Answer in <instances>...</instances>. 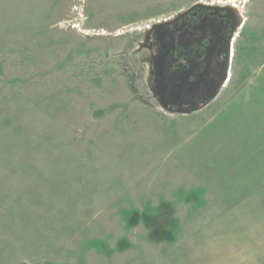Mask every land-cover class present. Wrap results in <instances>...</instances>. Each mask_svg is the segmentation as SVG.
I'll use <instances>...</instances> for the list:
<instances>
[{
    "label": "rangeland",
    "instance_id": "obj_1",
    "mask_svg": "<svg viewBox=\"0 0 264 264\" xmlns=\"http://www.w3.org/2000/svg\"><path fill=\"white\" fill-rule=\"evenodd\" d=\"M197 3L242 26L169 115L146 31ZM0 264H264V0H0Z\"/></svg>",
    "mask_w": 264,
    "mask_h": 264
},
{
    "label": "flooded vegetation",
    "instance_id": "obj_2",
    "mask_svg": "<svg viewBox=\"0 0 264 264\" xmlns=\"http://www.w3.org/2000/svg\"><path fill=\"white\" fill-rule=\"evenodd\" d=\"M240 16L229 6L197 3L146 31L145 84L169 115L191 116L215 100L230 69Z\"/></svg>",
    "mask_w": 264,
    "mask_h": 264
},
{
    "label": "water",
    "instance_id": "obj_3",
    "mask_svg": "<svg viewBox=\"0 0 264 264\" xmlns=\"http://www.w3.org/2000/svg\"><path fill=\"white\" fill-rule=\"evenodd\" d=\"M234 10V9H233ZM234 12H236V10H234ZM237 13V12H236ZM241 20V19H240ZM241 23H242V21H241Z\"/></svg>",
    "mask_w": 264,
    "mask_h": 264
},
{
    "label": "bare ground",
    "instance_id": "obj_4",
    "mask_svg": "<svg viewBox=\"0 0 264 264\" xmlns=\"http://www.w3.org/2000/svg\"><path fill=\"white\" fill-rule=\"evenodd\" d=\"M239 14V13H238ZM241 21V20H240Z\"/></svg>",
    "mask_w": 264,
    "mask_h": 264
}]
</instances>
